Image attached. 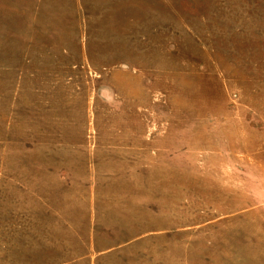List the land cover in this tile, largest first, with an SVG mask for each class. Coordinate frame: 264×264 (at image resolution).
I'll list each match as a JSON object with an SVG mask.
<instances>
[{
    "label": "rangeland",
    "instance_id": "rangeland-1",
    "mask_svg": "<svg viewBox=\"0 0 264 264\" xmlns=\"http://www.w3.org/2000/svg\"><path fill=\"white\" fill-rule=\"evenodd\" d=\"M0 264H264V0H0Z\"/></svg>",
    "mask_w": 264,
    "mask_h": 264
}]
</instances>
